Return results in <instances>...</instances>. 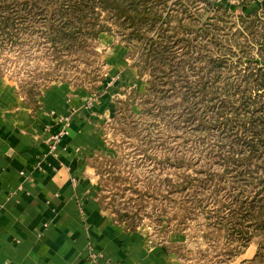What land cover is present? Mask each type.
<instances>
[{"label": "rangeland", "instance_id": "1", "mask_svg": "<svg viewBox=\"0 0 264 264\" xmlns=\"http://www.w3.org/2000/svg\"><path fill=\"white\" fill-rule=\"evenodd\" d=\"M212 1L155 4L164 17L158 18L152 30L149 23L142 25L144 38L130 42L119 34H129L131 29L119 26L102 11L101 23L111 26L112 31H102L89 39L86 47L77 45L63 53L62 60L46 42L44 27L36 22L20 24L14 30L20 35L19 43L0 47V76L16 86L17 94L28 105L24 81L41 84L36 89L40 95L59 81L90 94L87 108L94 112L98 107L93 116L96 149L87 156L95 170L92 187L99 206L116 224L129 231H144L151 247H166L179 264H264V253L259 254L264 252V237L257 236L244 246L228 237L226 226L216 223L220 222L217 214H230L229 203L249 201L258 190L254 182L237 183L232 173L209 176L213 171H224L219 158L214 157L221 151V131L202 128L201 118L188 120V106L169 83L162 84L165 93L153 92L151 99L147 97L152 75L151 67H142L147 65L145 53L152 39L160 44L163 34L157 36V32L164 28L173 45L171 64L184 67L181 74L189 75L187 79L198 78L192 69L210 65V59L214 63L224 60L222 81L236 79L247 64H255L253 61L264 64L256 41L264 35L263 0H250L247 6L242 0H226L223 7H219V0ZM252 8L260 9L254 18L256 37L246 40L239 16ZM167 13L169 19L165 18ZM181 20L184 29L180 25L175 30ZM185 30L192 32L185 35ZM212 32L219 38L216 45L212 44ZM237 44L252 47L251 61L240 58ZM229 49L233 52L228 54ZM181 74L171 76L179 85ZM40 95L37 107L31 108L40 106ZM196 100L193 106L202 117L208 102ZM203 114L212 119L210 112Z\"/></svg>", "mask_w": 264, "mask_h": 264}, {"label": "crops", "instance_id": "2", "mask_svg": "<svg viewBox=\"0 0 264 264\" xmlns=\"http://www.w3.org/2000/svg\"><path fill=\"white\" fill-rule=\"evenodd\" d=\"M89 95L59 81L33 109L0 76V264H179L99 206L87 160L96 149L98 107L87 108ZM66 115L68 134L49 141Z\"/></svg>", "mask_w": 264, "mask_h": 264}, {"label": "trees", "instance_id": "3", "mask_svg": "<svg viewBox=\"0 0 264 264\" xmlns=\"http://www.w3.org/2000/svg\"><path fill=\"white\" fill-rule=\"evenodd\" d=\"M205 1L209 4L214 2ZM167 2L168 0H0V47L8 42L18 44L20 35L14 30L19 28L20 24L36 22L39 23V27L45 28L42 33L55 57L62 60L63 53L74 50L77 45L86 47L89 39L97 38L102 31H112L111 26L101 23L102 11L111 19H116L119 26L131 29L129 34L117 31L123 40L139 41L144 38V33L140 31L142 25L149 23L152 30L156 27L158 18L164 17L155 10V4ZM226 2L219 0V7H223ZM242 2L245 6L250 4V0ZM263 8L264 6L260 9ZM260 9L252 8L245 15L239 16V24L242 32L246 33V40H249L251 35L256 37L254 18L260 15ZM165 18H170L169 13ZM180 25L184 29L181 20L175 30ZM185 31V35L192 32ZM165 32H167L165 28L163 32H157V36L163 34V39L160 38V44L152 39L145 53L147 65L142 67H151L152 75L147 97L151 99L153 92H164L162 84L169 83L172 89L181 95L182 103L188 106L190 110L188 120L201 118L202 128L205 126L207 130L216 128L221 131L219 135L221 151L217 150L214 157L219 158L217 162L223 165L224 171L217 174L213 171L209 176L232 173L236 176L237 183L254 182L258 190L249 201L229 203L230 214L227 216L217 214L220 222L216 223L226 226L228 237L236 238L247 246L253 238L264 237V64L260 60L253 61L255 64H247L243 71L237 73L236 79L226 77L222 81L221 70L224 60L214 63V59H210V65L198 70L192 69L198 78L190 80L187 79L189 75L181 74L184 67L171 64L172 58L175 57L172 55L173 45L170 43V35ZM210 36L215 39L212 44L216 45L219 39L217 34L212 32ZM189 41L185 39V42ZM256 41L262 48L260 58L264 61V35L257 36ZM229 44L231 46L232 43ZM237 47L241 59L247 57L250 58L249 61L252 60L251 46L237 44ZM232 52V49L228 50V54ZM172 73L181 74L180 85L172 80ZM38 85L41 84L35 82L30 84L27 81L22 84L29 104L35 108L38 105L37 97L40 95L36 90ZM196 99L208 102L205 112H201L202 117L197 115V109L193 106L194 103L197 104ZM128 103L129 100L126 104ZM206 112L212 114V119L203 117V113L206 115ZM255 161L256 165L253 164ZM244 177L251 181L246 182ZM216 210H219V207ZM262 253L264 252L259 254Z\"/></svg>", "mask_w": 264, "mask_h": 264}, {"label": "built area", "instance_id": "4", "mask_svg": "<svg viewBox=\"0 0 264 264\" xmlns=\"http://www.w3.org/2000/svg\"><path fill=\"white\" fill-rule=\"evenodd\" d=\"M60 121L63 124L62 130L59 133L52 135L49 138V141L52 140L54 143H56V142L60 141L61 138L64 135L68 134V132H69V126H70V122H71L70 116L69 115L62 116L61 119H60ZM107 264H126V263L120 262V261H108Z\"/></svg>", "mask_w": 264, "mask_h": 264}]
</instances>
